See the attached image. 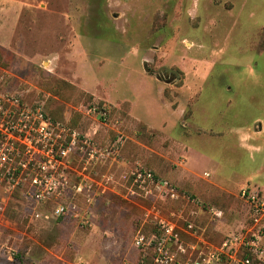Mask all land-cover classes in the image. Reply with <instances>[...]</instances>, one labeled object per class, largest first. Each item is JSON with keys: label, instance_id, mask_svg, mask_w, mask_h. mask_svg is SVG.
<instances>
[{"label": "rangeland", "instance_id": "rangeland-1", "mask_svg": "<svg viewBox=\"0 0 264 264\" xmlns=\"http://www.w3.org/2000/svg\"><path fill=\"white\" fill-rule=\"evenodd\" d=\"M0 46V96L43 104L100 148L127 141L119 165L87 171L116 177L90 218L58 220L56 203L0 189V264H30L28 252L31 264H137L135 238L163 219L181 228L182 260L208 257L247 227L239 194L263 190L264 134L242 150L230 132L264 120V0H0ZM139 167L180 198L128 194Z\"/></svg>", "mask_w": 264, "mask_h": 264}, {"label": "built area", "instance_id": "built-area-1", "mask_svg": "<svg viewBox=\"0 0 264 264\" xmlns=\"http://www.w3.org/2000/svg\"><path fill=\"white\" fill-rule=\"evenodd\" d=\"M87 110L88 115L100 117L102 124H109L107 107L93 106ZM126 142L125 136L118 133L110 147L100 148L93 137L72 127L70 120L53 119L43 104L2 95L0 189L39 204L56 203L52 214L58 220H77L83 212L90 218L96 198L111 190L116 177L103 176V181L98 182L87 171L117 159ZM126 179L122 187L131 196L180 198L169 182L143 167L136 168ZM239 195L248 207V225L239 236L226 239L218 253L182 260L180 256L187 250L181 228L163 219L156 222V231L141 232L135 238L134 246L142 252L137 264H225L226 259L228 264H264V193L246 186Z\"/></svg>", "mask_w": 264, "mask_h": 264}, {"label": "crops", "instance_id": "crops-1", "mask_svg": "<svg viewBox=\"0 0 264 264\" xmlns=\"http://www.w3.org/2000/svg\"><path fill=\"white\" fill-rule=\"evenodd\" d=\"M26 5H28V4H26ZM13 10H14L13 11L14 13H12V15L17 16L19 18L20 17L19 14L21 13V11H23L22 3L16 2L15 7L13 8ZM256 122H258V127H259L258 131H250L251 133L250 132L248 133V132L244 131V127L245 126H241V127L237 128V129L236 128L233 129V131L230 132L231 133V135H230L231 138L230 139L235 141L234 143L237 144L238 148H240L242 150L245 149L244 141H245V139L247 137H249L251 140H256V139H258L259 137H261L264 134V120H260V121H256ZM151 127L152 126L149 125V128H151ZM251 147L253 148V150H257V151H254L256 154H260L262 152L261 151L262 150V146H260V145H257L256 147L251 145ZM128 150H129V148L127 149V151ZM109 161H110L109 170H111V168L113 167L114 164L117 163L119 165L118 159H111V160H108L107 162H109ZM138 163H140V162H138ZM100 165H102V164L96 165V168L98 166H100ZM121 165H123V163ZM124 166H125V163H124ZM256 173H257L256 176L259 175V173H260L259 169H258V171ZM96 181L100 182L99 180H96ZM254 184H256L258 186H261L263 188V190L262 189L261 190L264 193V178L263 179H260L259 177L256 178V182H254ZM26 259H27V262H29L30 264L35 262V259L33 257H31V252L27 253Z\"/></svg>", "mask_w": 264, "mask_h": 264}, {"label": "trees", "instance_id": "trees-1", "mask_svg": "<svg viewBox=\"0 0 264 264\" xmlns=\"http://www.w3.org/2000/svg\"><path fill=\"white\" fill-rule=\"evenodd\" d=\"M0 53H1V54H2V53H3V54H7L5 48L2 47V46H0ZM1 54H0V55H1ZM100 105H101V104H100ZM100 105H99V107L102 109L103 107H102V105H101V106H100ZM94 106H95V105H94ZM89 107H93V105L90 104ZM55 120H57V119H55ZM71 126H72V127H75V126L73 125V123H71ZM59 220H61V219H59ZM140 259H141V258H140ZM140 259H139V261H140Z\"/></svg>", "mask_w": 264, "mask_h": 264}]
</instances>
